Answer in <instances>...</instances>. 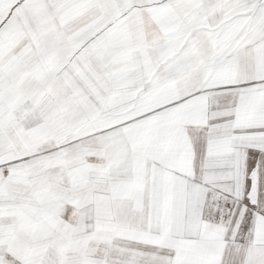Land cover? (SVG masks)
<instances>
[{"label":"snow or ice","instance_id":"snow-or-ice-1","mask_svg":"<svg viewBox=\"0 0 264 264\" xmlns=\"http://www.w3.org/2000/svg\"><path fill=\"white\" fill-rule=\"evenodd\" d=\"M0 264H264V0H0Z\"/></svg>","mask_w":264,"mask_h":264}]
</instances>
